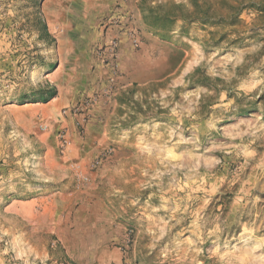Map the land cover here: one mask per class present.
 <instances>
[{
	"label": "rangeland",
	"instance_id": "obj_1",
	"mask_svg": "<svg viewBox=\"0 0 264 264\" xmlns=\"http://www.w3.org/2000/svg\"><path fill=\"white\" fill-rule=\"evenodd\" d=\"M93 4L0 0V264H264V0H136L128 38L155 68L108 59L101 137L92 123L79 175L45 173L40 133L62 154L99 99L36 109ZM57 192L52 231L13 209ZM87 222L116 234L88 240Z\"/></svg>",
	"mask_w": 264,
	"mask_h": 264
},
{
	"label": "crops",
	"instance_id": "obj_2",
	"mask_svg": "<svg viewBox=\"0 0 264 264\" xmlns=\"http://www.w3.org/2000/svg\"><path fill=\"white\" fill-rule=\"evenodd\" d=\"M135 3L136 0H94L90 11L80 21V28L75 29L73 43L67 45V49L69 47L70 51L65 54L67 60L65 71L61 73L59 70L53 76L56 81L61 79L57 94L50 102L43 103L36 109L48 116H55L61 108L77 103L80 99L85 100L94 95L99 99L92 105L93 110L86 126L84 138L74 137L71 139V144L65 148L62 154L56 152L57 145L53 129L40 133L41 140L45 145L43 158L45 173H50L53 169L63 171L64 168H69L79 175V171L85 163L82 154L91 152L97 142L98 135L93 133L92 123L98 122L100 125L99 137H101L104 121L101 118L98 121V117L105 114L104 109L107 105L104 94L107 91L112 71L111 63L107 62L106 56V48L110 39L118 40L116 62L121 68V73H125L128 66L137 68L139 72H142L140 74L142 79L146 80L155 68L156 64L152 61L139 62L140 59L147 58V55L145 52L135 51L128 38L130 29L134 25L136 26L134 24L136 22L132 18L133 14L136 18L142 12ZM120 68L118 67V69ZM116 81L118 84H122L130 80L127 75H121L117 77ZM62 124L68 129V134L73 136L77 134L74 117L68 116L66 120H62ZM64 199L65 194L57 192L54 196H42L18 202L13 205V209L37 230L48 227L52 231L63 223L64 216L61 214L60 202ZM89 217L102 219L106 215L98 214ZM87 225L91 226L88 232V240L91 241H103V239L114 237L116 234L114 224H111L108 229L95 227L98 225L95 222H87Z\"/></svg>",
	"mask_w": 264,
	"mask_h": 264
},
{
	"label": "built area",
	"instance_id": "obj_3",
	"mask_svg": "<svg viewBox=\"0 0 264 264\" xmlns=\"http://www.w3.org/2000/svg\"><path fill=\"white\" fill-rule=\"evenodd\" d=\"M117 51H118V42L116 39H112L106 48V56L107 60H114L117 56ZM67 144L70 145L71 141H67Z\"/></svg>",
	"mask_w": 264,
	"mask_h": 264
},
{
	"label": "trees",
	"instance_id": "obj_4",
	"mask_svg": "<svg viewBox=\"0 0 264 264\" xmlns=\"http://www.w3.org/2000/svg\"><path fill=\"white\" fill-rule=\"evenodd\" d=\"M45 95L44 96V101H49L50 99H52L55 95H56V91L55 90H51L48 92L43 93Z\"/></svg>",
	"mask_w": 264,
	"mask_h": 264
}]
</instances>
